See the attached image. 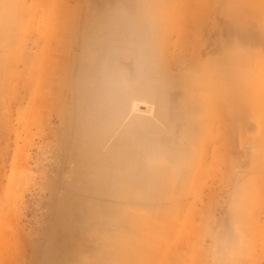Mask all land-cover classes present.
<instances>
[{
	"label": "rangeland",
	"instance_id": "rangeland-1",
	"mask_svg": "<svg viewBox=\"0 0 264 264\" xmlns=\"http://www.w3.org/2000/svg\"><path fill=\"white\" fill-rule=\"evenodd\" d=\"M0 264H264V0H0Z\"/></svg>",
	"mask_w": 264,
	"mask_h": 264
},
{
	"label": "bare ground",
	"instance_id": "bare-ground-1",
	"mask_svg": "<svg viewBox=\"0 0 264 264\" xmlns=\"http://www.w3.org/2000/svg\"><path fill=\"white\" fill-rule=\"evenodd\" d=\"M139 104V103H138ZM135 106L137 105V103L136 104H134ZM139 106V105H138ZM134 108V107H133ZM134 110H136V109H134ZM135 112V111H134ZM140 113V112H139Z\"/></svg>",
	"mask_w": 264,
	"mask_h": 264
}]
</instances>
